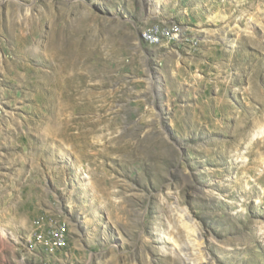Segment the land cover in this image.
I'll use <instances>...</instances> for the list:
<instances>
[{"label":"rangeland","instance_id":"374dc122","mask_svg":"<svg viewBox=\"0 0 264 264\" xmlns=\"http://www.w3.org/2000/svg\"><path fill=\"white\" fill-rule=\"evenodd\" d=\"M0 264H264V0H0Z\"/></svg>","mask_w":264,"mask_h":264},{"label":"bare ground","instance_id":"6f19581e","mask_svg":"<svg viewBox=\"0 0 264 264\" xmlns=\"http://www.w3.org/2000/svg\"><path fill=\"white\" fill-rule=\"evenodd\" d=\"M61 237V236H60ZM60 237H59V235L57 234L56 235V237L53 239V241L54 242H48V244L49 245H51L52 247L51 248H53V246H55L56 248H57V245L59 244V243H61L62 244V242H61V240H60ZM43 237H41V239H42ZM58 240H60V241H58ZM40 244V243H39ZM64 244V243H63ZM58 250V249H57ZM52 251V250H51Z\"/></svg>","mask_w":264,"mask_h":264},{"label":"built area","instance_id":"2783aa9c","mask_svg":"<svg viewBox=\"0 0 264 264\" xmlns=\"http://www.w3.org/2000/svg\"><path fill=\"white\" fill-rule=\"evenodd\" d=\"M151 39L154 40V37L152 36ZM58 241H60V240H58Z\"/></svg>","mask_w":264,"mask_h":264}]
</instances>
